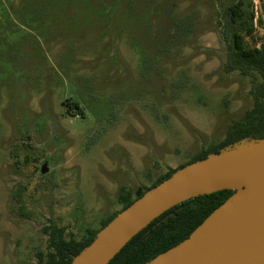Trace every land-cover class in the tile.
<instances>
[{"label":"rangeland","instance_id":"374dc122","mask_svg":"<svg viewBox=\"0 0 264 264\" xmlns=\"http://www.w3.org/2000/svg\"><path fill=\"white\" fill-rule=\"evenodd\" d=\"M234 33L264 44V0H0V264H37L53 225L85 240L121 188L220 146L254 105Z\"/></svg>","mask_w":264,"mask_h":264},{"label":"water","instance_id":"95a60500","mask_svg":"<svg viewBox=\"0 0 264 264\" xmlns=\"http://www.w3.org/2000/svg\"><path fill=\"white\" fill-rule=\"evenodd\" d=\"M48 172L47 162L41 168ZM256 183L248 202L234 207L239 186ZM234 190L192 234L147 264H264V139L234 147L177 169L118 213L71 264H109L143 229L192 198Z\"/></svg>","mask_w":264,"mask_h":264},{"label":"trees","instance_id":"16d2710c","mask_svg":"<svg viewBox=\"0 0 264 264\" xmlns=\"http://www.w3.org/2000/svg\"><path fill=\"white\" fill-rule=\"evenodd\" d=\"M230 12L232 20H241L245 13L243 4L234 5ZM253 17L252 15V20ZM254 30L258 31V28L255 23H252L247 35H252ZM229 47V58L226 67L229 71H239L242 75L252 78L253 88L251 94L254 105L246 113L244 120L233 127L220 146L198 154L187 164L205 159L210 154L219 153L226 148L234 147L246 139L251 141L264 139V44L259 48H248L245 45L244 35L234 33ZM66 101L82 113L78 102L73 101L72 98H68ZM176 170L170 169L168 173L157 179L150 187L140 188L135 197L128 193L125 188H121L119 199L123 204L122 211L151 188L170 178ZM234 192V190L227 189L198 196L171 208L137 234L109 264H147L151 262L159 255L186 240ZM117 215L118 213L112 214L103 223L101 229ZM100 230L92 232L85 240L77 241L74 238L69 240L65 238V228H58L55 225L50 226L48 231L50 251L46 256L40 255L37 264H71L74 257L94 241Z\"/></svg>","mask_w":264,"mask_h":264},{"label":"bare ground","instance_id":"6f19581e","mask_svg":"<svg viewBox=\"0 0 264 264\" xmlns=\"http://www.w3.org/2000/svg\"><path fill=\"white\" fill-rule=\"evenodd\" d=\"M259 190V185L256 183H248L245 187L239 186L237 189V198L234 207H239L242 204L250 201Z\"/></svg>","mask_w":264,"mask_h":264},{"label":"built area","instance_id":"2783aa9c","mask_svg":"<svg viewBox=\"0 0 264 264\" xmlns=\"http://www.w3.org/2000/svg\"><path fill=\"white\" fill-rule=\"evenodd\" d=\"M257 27V26H256Z\"/></svg>","mask_w":264,"mask_h":264}]
</instances>
